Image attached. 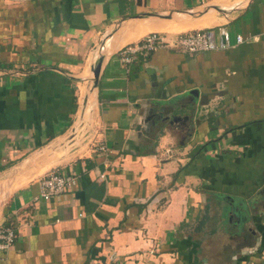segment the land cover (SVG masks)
I'll list each match as a JSON object with an SVG mask.
<instances>
[{
    "label": "crops",
    "instance_id": "obj_1",
    "mask_svg": "<svg viewBox=\"0 0 264 264\" xmlns=\"http://www.w3.org/2000/svg\"><path fill=\"white\" fill-rule=\"evenodd\" d=\"M218 26L243 41L116 56ZM76 114L106 151L62 163L70 186L42 199L50 163L32 166ZM0 224V264H264V0H0Z\"/></svg>",
    "mask_w": 264,
    "mask_h": 264
},
{
    "label": "built area",
    "instance_id": "obj_2",
    "mask_svg": "<svg viewBox=\"0 0 264 264\" xmlns=\"http://www.w3.org/2000/svg\"><path fill=\"white\" fill-rule=\"evenodd\" d=\"M243 41L241 34L231 38L224 26L191 29L172 35L163 32H149L137 41L129 42L118 49L116 56L125 64H135L139 53L153 52L159 48L173 49L182 53L222 51L235 47ZM106 151L105 144L95 139L92 150ZM73 179L72 172H60L57 168L49 170L38 181L39 194L48 200L64 193ZM16 232L11 224H0V251L10 249L15 241Z\"/></svg>",
    "mask_w": 264,
    "mask_h": 264
},
{
    "label": "rangeland",
    "instance_id": "obj_3",
    "mask_svg": "<svg viewBox=\"0 0 264 264\" xmlns=\"http://www.w3.org/2000/svg\"><path fill=\"white\" fill-rule=\"evenodd\" d=\"M94 116H95V114H93L92 117L89 118V120L83 121L81 123V125L78 126L77 129L75 128V131H74V133H75L74 139L75 140H73V142L71 144L67 145L66 147H64V146L59 147V149H57V150H62V152H64V153L62 155H60L58 158L52 160L53 162L50 163L49 166L46 169H44L41 173H39L40 175H42L46 171L48 172L51 169L57 168L58 166H60L64 162L72 161L73 159L78 158L79 156H83L89 152V150L92 148V144L95 142V139L97 137V135L93 131ZM76 118H78L77 114H76L74 123H76ZM74 123H73L72 127L75 126ZM72 127H71V129H69V132L67 133V135L61 138V142H66V138L70 134L72 135V131H71ZM76 131H77V133H76ZM56 144H58V143H56ZM56 144H54V145L52 144L51 146L43 147L42 149H45L47 152H49V154L51 156L52 155L51 148L53 146H55ZM23 166H24V163L22 164L21 167H23ZM32 167H33V169L31 172L33 173L38 168V166L34 165Z\"/></svg>",
    "mask_w": 264,
    "mask_h": 264
},
{
    "label": "water",
    "instance_id": "obj_4",
    "mask_svg": "<svg viewBox=\"0 0 264 264\" xmlns=\"http://www.w3.org/2000/svg\"><path fill=\"white\" fill-rule=\"evenodd\" d=\"M96 49V53L97 56L95 58L94 63L91 65V77L88 79V84H89V88L90 90L94 89L97 87L98 85V79H99V73H100V69H101V65L104 59V55L102 53L103 51V44H99L97 47H95ZM191 93L193 91H190ZM87 98H88V94L85 95V97L83 98L80 107H79V111L83 112L86 106V102H87ZM75 124V123H74ZM72 135L70 134L67 138H66V142H59L58 144H56L55 146H53L51 148V150H56L59 149V147L64 146L66 147L67 145L71 144L73 142V140H75V126L72 127ZM74 135V136H73ZM67 143V144H66Z\"/></svg>",
    "mask_w": 264,
    "mask_h": 264
},
{
    "label": "bare ground",
    "instance_id": "obj_5",
    "mask_svg": "<svg viewBox=\"0 0 264 264\" xmlns=\"http://www.w3.org/2000/svg\"><path fill=\"white\" fill-rule=\"evenodd\" d=\"M80 126V125H79ZM78 128V126L76 127V129ZM77 133V131H76ZM52 155L50 156L49 152L47 151H44V152H41L39 154V157L36 159V162H35V165L38 166L37 169L39 168H42L46 165H48L49 163L52 162V160L58 158L60 155H62L64 152H62V150H53L52 152ZM49 154V155H48ZM36 169V170H37Z\"/></svg>",
    "mask_w": 264,
    "mask_h": 264
}]
</instances>
